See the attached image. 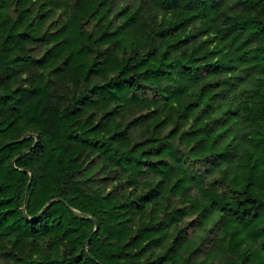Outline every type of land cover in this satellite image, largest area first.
<instances>
[{
    "label": "trees",
    "instance_id": "16d2710c",
    "mask_svg": "<svg viewBox=\"0 0 264 264\" xmlns=\"http://www.w3.org/2000/svg\"><path fill=\"white\" fill-rule=\"evenodd\" d=\"M0 264H264V0H0Z\"/></svg>",
    "mask_w": 264,
    "mask_h": 264
},
{
    "label": "rangeland",
    "instance_id": "374dc122",
    "mask_svg": "<svg viewBox=\"0 0 264 264\" xmlns=\"http://www.w3.org/2000/svg\"><path fill=\"white\" fill-rule=\"evenodd\" d=\"M197 258H198V257H197ZM198 259H199V258H198ZM198 259H197V260H198Z\"/></svg>",
    "mask_w": 264,
    "mask_h": 264
}]
</instances>
